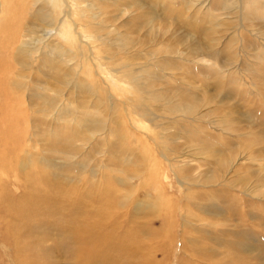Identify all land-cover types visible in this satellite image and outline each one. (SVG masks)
I'll list each match as a JSON object with an SVG mask.
<instances>
[{
  "label": "rangeland",
  "instance_id": "obj_1",
  "mask_svg": "<svg viewBox=\"0 0 264 264\" xmlns=\"http://www.w3.org/2000/svg\"><path fill=\"white\" fill-rule=\"evenodd\" d=\"M5 1L8 5L14 3L11 0ZM154 1L141 0L142 10L154 9L155 13H162L165 2ZM219 7V3L215 4L213 1L206 5L210 10L200 13L198 18L205 20L206 26H209L211 21H216L212 14L221 13L217 10ZM1 8L3 7L0 6V19L6 20L8 17ZM20 8V13H25V9ZM238 9L236 7L229 14L232 22L227 21L223 28L227 37L232 38L225 41L223 37L224 57L233 56V49L239 45L244 51L252 52L256 48L264 51L263 41L249 31H243V25H248L249 21H243L244 18L239 17ZM223 15L218 16L220 21L226 16ZM123 16L116 23L119 26L127 25L124 30L134 38L146 34L152 24L175 31L172 33L181 37L176 36L177 41H173L179 43L181 39V46L190 44L189 35L194 33L193 28L177 26L172 23V19L160 20L158 24V20L150 23L145 18L130 20L128 15ZM25 17H28V13L23 14V23L26 22ZM261 17L263 16L258 14L256 19L252 17V21L263 27L264 19ZM41 19V31L36 33L40 35L38 48H43L44 41L48 38H53L55 42L63 41L56 33V24H50L53 20L44 16ZM9 20L12 21L8 19L7 25ZM13 24L14 21L11 25ZM7 30V26H0V264H264V193L252 190L256 180L264 183L261 180L264 176V170H261V166H264V136H260L261 139L252 146L256 151L253 155H258L262 160L241 161V175L251 177L248 185L242 180L237 186L224 184L225 182L216 185L222 180L221 175L226 169L221 172L219 156L211 153L213 149H220L225 154L235 152L239 158L247 157V148L242 142L244 138H235V134L228 136V132L223 131L225 128L212 122V119L220 118L223 114L226 120L234 123L235 129L239 127V130L246 129L256 135L264 132V62L261 64L258 60L257 64V56L245 59L246 61L241 56L236 64L245 71L238 73L239 69L236 71L233 68L223 77L216 74V71L223 64L224 57L205 62L199 59L198 64L180 62L173 58L180 81L170 80L172 86L188 89L192 95L201 99H208L210 96L209 99L215 103L212 118L205 117L203 123H181L192 128L194 134L190 140L178 139L176 144L187 154L197 156V161L191 166L193 172L187 173V178L198 186H193L191 200L187 205V190L180 186L178 173L163 157L169 153L164 148V139L160 137L163 133L171 135L172 130V134H178L181 128H172L166 132L157 126L148 132L140 125L136 126V111L141 113L143 123L154 125L150 120L153 115L147 113L153 112L152 107L145 110L143 103L140 104V100L143 102L142 94L134 93L132 108L127 105V94L115 88L113 93H116L117 98L112 114L111 107L104 104L102 108L105 111L98 116L100 120H104L103 123L107 122L108 128L110 125L116 126L111 120L113 117L117 119L122 134L126 136L127 149L139 154V157L133 156V160L126 166L117 164L113 157H100L98 153V157L88 161V164L81 159L77 163L76 158L71 164L72 159L44 150L49 140L39 143L32 141V129L41 135L48 131L50 118L46 117L42 122L44 115L40 110L48 108L50 101L39 91L31 94L24 85L19 87L14 84L15 80H21L17 75L20 66L13 59V43H10ZM237 32L242 33V36ZM196 37L201 38L199 35ZM227 41L231 43L227 45ZM64 46L67 49L75 48L72 43L64 42ZM48 58L52 57L42 55L43 61ZM76 62L78 63V59ZM86 64L90 76H80L99 80L97 93L106 98L107 94L102 88L112 89L110 83L104 82L99 69L91 62ZM248 64L257 73L250 76ZM179 67L186 69L182 68L181 71ZM26 75L23 82L30 78L42 79L41 72L30 70ZM29 100L37 105L36 111L31 109ZM35 122L39 123L36 128ZM195 123L199 125L196 127ZM193 126L196 127L195 131ZM115 142H119L117 136L111 137L107 145ZM230 146H234V149ZM47 159L53 167L47 165ZM101 159L104 163H111L112 168L100 167ZM152 165L155 168L159 165L163 167H159V173L163 172L164 177L153 174L155 168ZM211 175L217 176L216 180L213 178V183L206 177ZM158 180H161L160 183ZM159 185L165 187L164 196L167 197L169 206L149 212L147 205L157 203L158 200L149 199L148 193L154 194V188L160 187ZM194 204L201 205L203 212L194 209ZM177 212L180 213L174 217ZM218 213L227 218L226 225L219 224L221 217L217 216ZM185 214L192 218L189 227L183 223L182 215ZM207 230L211 234L206 233Z\"/></svg>",
  "mask_w": 264,
  "mask_h": 264
},
{
  "label": "bare ground",
  "instance_id": "obj_2",
  "mask_svg": "<svg viewBox=\"0 0 264 264\" xmlns=\"http://www.w3.org/2000/svg\"><path fill=\"white\" fill-rule=\"evenodd\" d=\"M11 1L14 3H9V5L8 3L6 4L5 0L0 1V6L3 7L1 11L3 13L5 12L8 17L6 20L3 18L0 19V26H7L10 43H13V59L20 66L17 75L21 80H15L14 84L19 87L24 85L26 90H29L31 94L39 91L42 96L49 98L50 101L48 108L40 110L44 115V117H42V122H44L43 120L46 117L47 119L50 118L48 121V131L41 135L36 130L32 129L30 139L36 141V143L49 140L44 150L46 152L49 151L59 154L66 159H72L70 162L71 164L74 158H76L77 161L81 159V161L87 163L98 156H110L118 162L117 164L126 166L130 163L133 156L139 157V154L134 150L131 151L127 149L126 136L122 134L121 128H119L120 123L117 119L111 117V122L113 121L116 126L111 127L109 124L110 128H108L106 125L107 122L103 123L104 120H100L98 116L100 117L105 111L102 108L104 104L111 107L112 114V107L114 108V106H116L115 101L117 98L115 96L116 93H113L115 88H119L127 94V105L130 107H132L131 101H134V93L142 94L143 102L140 100V104L143 103L142 106L143 108L145 106V110L152 107L153 112L147 113L153 115V118L150 120L153 121L152 123H154L155 126L143 123L144 120L140 115L141 113L139 114L137 111L136 113L138 116L135 118L136 126L140 125L147 131L150 129L153 131L155 127L158 126L166 132L172 128H181L178 134H172L174 132L172 130L171 135L163 133L160 137L164 139V148H166L167 153L171 156L164 155L163 157L167 160L170 167L175 169L178 173L180 186L185 187L187 190V205H189L188 202L191 200L190 193L194 190L193 186L196 188L198 185L195 184L192 179L187 178V173L193 172L191 166L194 161H197V156L187 154V152H185L183 148L177 146L176 143H178L177 140L181 138L190 140L191 135L194 134L191 131L192 128L190 129L183 124L189 123L190 121L197 123L200 121L202 122L205 117L212 118L213 114H215V109L213 108V104L215 103H213L212 99H209L210 96L207 97L208 99H201L198 96L196 97V95H192L187 91L188 89L179 86L175 87V85L172 86L170 80L171 82H173V80H176V82L180 81L179 71L174 64L175 61L173 58L180 62L197 63L199 59L205 62L213 58L218 60V58L224 57L222 49L223 37L224 40H231L232 38H229V36L227 37L223 28L227 21L232 22L229 14L232 13L236 7L239 8V17H243V21H249L248 25H243L245 29L243 31H249L257 39L264 42V26L262 27V25L252 21V17L256 19L258 14L263 16L261 19H264V0H213L215 4L217 2L219 3L220 7L216 9L220 10L221 13L212 14L213 16L211 15L212 18H214L213 20L216 21H211L209 26H206V21L199 19L198 16L200 13L206 12V10H210V8H206V5L213 3L211 0H163L165 6H162V13H155L154 9L142 10L143 5L140 4L142 3L141 0ZM159 1L161 0H155L154 2L157 3ZM19 7H21L20 9H25V13H28V17L24 18L26 20L24 23L23 14L25 13H20ZM246 10L247 12H245ZM123 15H128L131 18L130 20L145 18L150 23H154L158 20V24L160 20L166 21L172 19V23L177 26L181 25L183 28H193L195 34L192 33L189 35L191 37L190 44L186 43V46H181L179 44L182 41L181 39L179 43L174 42L177 41L176 36H178L172 33L175 31L171 32L168 27L152 24L146 34L134 38L127 30H124L127 28V25L122 24L123 26H119V24L116 23L124 17ZM221 15L225 16L223 21H220L221 18L218 19V16L221 17ZM43 16L44 18L47 17L48 20H53L50 24H56V33L63 41L55 42L53 38H48L44 41L43 48H38L37 44L40 35L36 33L41 31L39 24ZM147 16H149V18ZM15 18L18 23H16ZM8 19L12 21L9 20V24L7 25ZM232 19H234V17ZM13 21L14 24L11 25ZM47 24L49 23L47 22ZM135 25L137 26L138 24ZM43 31L46 34L45 28H43ZM196 35L201 36V38L196 37ZM238 35L242 36V33ZM64 42L74 44L75 48L67 49L64 46ZM230 43V41L226 42L227 45ZM239 46L233 49V56L224 57L223 64H221L220 68L216 71V74L224 77L233 68H235L236 71L239 69L238 73L245 71L240 68L239 64H236V62L239 61L238 58L241 56L243 60L257 56V64L258 60L261 64L264 62V51L262 49H260V51L256 48V50L253 49L252 52H249L241 50ZM42 55L52 58L43 61ZM76 59H78V63ZM90 62L94 67L96 66L99 69L100 76L103 77L104 82L110 83L109 85L112 87V89L102 88V91L107 94L106 98L97 93V81L99 80H89L86 77L80 76L81 74L86 76L89 75L86 63ZM202 65H204V63H202ZM248 66L247 69L250 76L257 73L256 69L254 70L251 68L249 64ZM182 68L184 70L186 69L184 67H179L181 71L183 70ZM30 70H33L35 73L41 72L42 79L28 78L29 80L26 81L27 83L23 82V78H27L26 73ZM94 71L96 70L94 69ZM100 81H102V78ZM169 84H171L172 87H169ZM161 85L164 86L160 87ZM28 103L31 109L37 110V105H34L32 100H29ZM159 112L161 114H159ZM110 115H108V119H110ZM223 115L220 118L212 119V122H217L218 127L221 126L225 128L226 130L223 131H227L228 136L235 134V138H244L242 142L246 145L247 157L243 156L239 158L235 152L225 154L224 150L213 149L211 153L219 156L218 164L220 165L221 172L226 169L221 175L222 180L218 181L216 185L225 182L224 184H235V186H237L241 180L248 185L249 183L247 182L251 177L242 176L239 169L240 166L243 165L242 162L244 159L255 160L257 162L262 160L258 155L257 157L253 155L256 151L252 146L261 139L260 136H264V132L256 135L252 131H246V129L239 130V127L235 129L234 123H230ZM38 125L39 123H34L35 128ZM198 125L195 123L196 127ZM196 127H194V131ZM113 136L119 138L118 144L115 142L107 145L110 138ZM234 146H230V148L233 150ZM31 156L30 158L32 159ZM109 159L111 160V158ZM79 162L80 161L77 163ZM150 163L151 162H149V165H151ZM47 165L53 167L50 160ZM100 167L110 169L112 165L108 162L104 163L102 160ZM159 167L155 168L153 166V168H155L153 174H160L161 177H164L165 174L163 172L159 173L161 171L160 169H163V167H160V169ZM261 167L263 171L264 166ZM93 175H95V172H93ZM180 176L185 177L181 178ZM206 177L211 183L217 176L211 175ZM263 178L264 176L261 178L262 181H264ZM159 181L161 180H158V182ZM159 186L160 187L154 188V191H156L154 194L148 193L149 199L158 200L157 203H151L150 205L146 204L149 206L147 208L149 212H156L155 210L157 209L169 206L167 197L165 198L164 196L166 193L164 190L165 187L163 185ZM252 190L257 193H264V183H259V180H256L255 184L252 186ZM187 205L186 209L189 210ZM193 206L194 209L197 208L199 211L201 210L203 212L201 205L194 204ZM219 211L221 210L219 209ZM179 213L180 212L174 213V217ZM217 216L221 217L220 221H218L219 224L226 225L228 222L227 218H223L221 213H218ZM182 218L183 223L187 224V226L192 224L190 221L192 218H190L189 215H182ZM206 233L211 234L208 230Z\"/></svg>",
  "mask_w": 264,
  "mask_h": 264
}]
</instances>
